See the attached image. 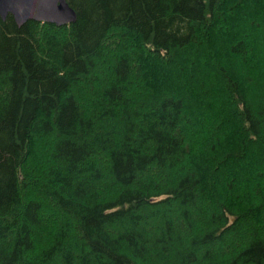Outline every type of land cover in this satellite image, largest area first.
<instances>
[{"label": "trees", "instance_id": "obj_1", "mask_svg": "<svg viewBox=\"0 0 264 264\" xmlns=\"http://www.w3.org/2000/svg\"><path fill=\"white\" fill-rule=\"evenodd\" d=\"M65 2L0 20V264H264V0Z\"/></svg>", "mask_w": 264, "mask_h": 264}, {"label": "water", "instance_id": "obj_2", "mask_svg": "<svg viewBox=\"0 0 264 264\" xmlns=\"http://www.w3.org/2000/svg\"><path fill=\"white\" fill-rule=\"evenodd\" d=\"M6 16L17 26L33 21L61 27L75 21V13L65 0H0V20Z\"/></svg>", "mask_w": 264, "mask_h": 264}, {"label": "rangeland", "instance_id": "obj_3", "mask_svg": "<svg viewBox=\"0 0 264 264\" xmlns=\"http://www.w3.org/2000/svg\"><path fill=\"white\" fill-rule=\"evenodd\" d=\"M247 182V181H246Z\"/></svg>", "mask_w": 264, "mask_h": 264}]
</instances>
